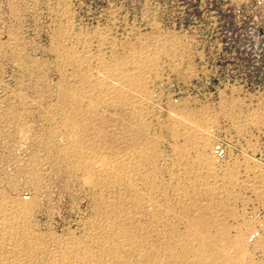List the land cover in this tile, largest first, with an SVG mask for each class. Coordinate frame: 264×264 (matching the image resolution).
I'll use <instances>...</instances> for the list:
<instances>
[{
    "label": "rangeland",
    "instance_id": "obj_1",
    "mask_svg": "<svg viewBox=\"0 0 264 264\" xmlns=\"http://www.w3.org/2000/svg\"><path fill=\"white\" fill-rule=\"evenodd\" d=\"M0 264H264V0H0Z\"/></svg>",
    "mask_w": 264,
    "mask_h": 264
}]
</instances>
